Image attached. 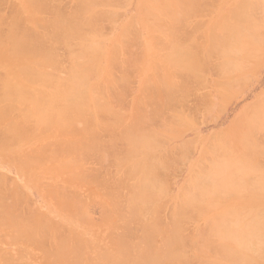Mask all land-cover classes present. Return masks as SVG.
Returning a JSON list of instances; mask_svg holds the SVG:
<instances>
[{
  "label": "rangeland",
  "instance_id": "rangeland-1",
  "mask_svg": "<svg viewBox=\"0 0 264 264\" xmlns=\"http://www.w3.org/2000/svg\"><path fill=\"white\" fill-rule=\"evenodd\" d=\"M262 18L264 0H0V264H222L241 230L244 264H264ZM230 131L243 133L235 149L251 169L217 175L228 187L200 200L195 146ZM216 160L231 161L226 150ZM145 165L162 170L155 199Z\"/></svg>",
  "mask_w": 264,
  "mask_h": 264
},
{
  "label": "bare ground",
  "instance_id": "bare-ground-1",
  "mask_svg": "<svg viewBox=\"0 0 264 264\" xmlns=\"http://www.w3.org/2000/svg\"><path fill=\"white\" fill-rule=\"evenodd\" d=\"M182 1V0H181ZM57 2V1H56ZM246 2V1H245ZM244 2V3H245ZM54 4V3H53ZM57 4V3H56ZM59 5V4H58ZM244 5V4H243ZM242 5V6H243ZM79 6V5H78ZM245 6V5H244ZM66 7V6H65ZM185 7V6H184ZM64 8V7H63ZM186 8V7H185ZM54 10H56L55 8H53ZM57 9H59V8H57ZM66 9V8H65ZM241 9V8H240ZM243 9V8H242ZM40 10V9H39ZM45 10V9H44ZM50 10V9H49ZM78 11V10H77ZM61 12H63V11H61ZM65 12V11H64ZM244 13V12H243ZM246 14V13H245ZM102 16V15H101ZM245 16V15H244ZM97 17V16H96ZM103 17H104V15H103ZM102 17V18H103ZM81 18V17H80ZM101 18V19H102ZM245 18V17H244ZM98 19V18H97ZM96 19V21H98ZM248 19V18H247ZM247 19H246V21H247ZM250 19V18H249ZM248 19V20H249ZM243 20V19H242ZM251 20V19H250ZM250 20H249V24H251L252 23V21L250 22ZM262 20H264L263 18H262ZM17 21V20H16ZM96 21H95V23H96ZM101 21V20H100ZM103 21V20H102ZM262 22H264V21H262ZM51 23H52V21H51ZM58 23V22H57ZM241 23V22H240ZM245 23V22H244ZM248 23V22H247ZM8 24V23H7ZM50 24V23H49ZM61 24V23H60ZM67 24V23H66ZM248 24V25H249ZM253 24V23H252ZM255 24V23H254ZM256 24H258V23H256ZM69 25V24H68ZM72 25H74V24H72ZM94 26H95V24H93ZM92 25V26H93ZM54 26V25H53ZM75 27V26H74ZM81 27H82V25H81ZM241 27V26H240ZM243 27V26H242ZM249 27H252V25L251 26H249ZM238 28V27H237ZM244 28V27H243ZM243 28H241L242 30H243ZM245 28H246V26H245ZM3 29V28H2ZM68 29V28H67ZM252 29L254 30V28L252 27ZM256 29V28H255ZM52 30V29H51ZM246 30V29H245ZM248 30V29H247ZM250 30V29H249ZM257 31H255V32H258V28L256 29ZM260 31H261V29H259ZM54 31V30H53ZM67 31H69V30H67ZM252 31V30H251ZM65 32V31H64ZM250 32V31H249ZM248 32V33H249ZM253 32V31H252ZM47 33H49V31L47 32ZM56 33H57V31H56ZM188 33V32H187ZM261 33V32H260ZM53 34V33H52ZM259 34V33H258ZM263 34V33H262ZM262 34H260V36L262 35ZM254 35H255V33H254ZM10 36V35H9ZM54 36V35H53ZM190 36V35H189ZM245 36V35H244ZM247 36V38H248V35H246ZM250 36H253V34L251 35L250 34ZM249 36V37H250ZM15 37V36H14ZM51 37H52V35H51ZM56 37V36H55ZM17 38H18V36H17ZM242 38V37H241ZM246 38V37H245ZM258 38H260V37H258ZM257 37L255 38V39H258ZM23 39V38H22ZM244 39V38H243ZM249 39V38H248ZM254 39V37H252V40ZM15 40V38L13 39V41ZM210 40V39H209ZM260 42L261 41H263V40H261V38L260 39H258ZM256 41V43L257 42H259V41ZM12 41V40H11ZM255 41V40H254ZM9 42V41H8ZM262 43V42H261ZM19 44V43H18ZM17 44V45H18ZM26 44V43H25ZM201 44V43H200ZM38 46V45H37ZM52 46H53V44H52ZM188 46H190V45H188ZM204 46V45H203ZM191 47V46H190ZM189 47V48H190ZM196 47H197V45H196ZM19 48V47H18ZM46 48H48V47H46ZM188 48V49H189ZM17 49V48H16ZM200 50V49H199ZM52 51V50H51ZM50 51V52H51ZM19 52V51H18ZM21 52V51H20ZM37 52V51H36ZM47 52V51H46ZM53 52V51H52ZM185 52V51H184ZM21 54V53H20ZM29 54V53H28ZM239 54H241L240 52H239ZM197 56V55H196ZM196 56H193V57H196ZM27 57H29V56H27ZM187 58V57H186ZM59 59V58H58ZM192 60V59H191ZM196 60V59H195ZM52 62H53V60H52ZM54 63H55V61H54ZM234 63V62H233ZM232 63V65H234ZM242 63H243V61H242ZM235 64H237V65H241V64H239V63H235ZM247 64V63H246ZM50 65V64H49ZM245 65V64H244ZM243 65V66H244ZM38 66H40V65H38ZM45 66V65H44ZM236 66V65H235ZM242 67V66H241ZM41 68V67H40ZM230 68H231V66H230ZM229 68V69H230ZM232 68H236L235 70L236 71H238V67H233L232 66ZM238 68V69H237ZM241 69V68H240ZM231 70V69H230ZM232 71V70H231ZM46 74H44V76H45ZM50 77L52 76V75H49ZM47 77V76H46ZM53 77V76H52ZM49 78V77H48ZM47 79V78H46ZM45 79V80H46ZM234 81V80H233ZM47 82H48V80H47ZM231 82H232V80H231ZM230 82V83H231ZM223 83H225V82H223ZM229 83V84H230ZM233 83V82H232ZM231 83V84H232ZM230 84V85H231ZM227 85H228V82H227ZM19 88H21V85H20V87ZM23 89V88H22ZM19 91V90H18ZM21 91V90H20ZM19 91V92H20ZM26 91V90H25ZM18 92V93H19ZM24 92V91H23ZM32 93V92H31ZM20 94H22V91L20 92ZM24 94V93H23ZM27 94H30V93H27ZM14 97V96H13ZM16 98H18V97H16ZM24 98V97H23ZM25 98H27V96L25 97ZM16 100V99H15ZM22 100H24V99H22ZM252 108V107H251ZM253 110V109H252ZM62 111H63V109H62ZM137 111V110H136ZM155 111H156V109H155ZM64 112V111H63ZM58 113H62L61 111L60 112H58ZM58 113H56V114H58ZM68 113V112H67ZM138 113V112H137ZM154 113V112H153ZM156 113L158 114V111H156ZM250 113V112H249ZM259 113V112H258ZM55 114V115H56ZM66 114V113H65ZM148 114V113H147ZM152 114V113H151ZM54 115V116H55ZM63 115H64V113H63ZM63 115L61 114V116L58 114L56 117H62V118H64V120H65V117H63ZM160 115V114H159ZM260 115V114H259ZM148 116V115H147ZM156 116V115H155ZM158 116V115H157ZM256 116V115H255ZM133 117H134V115H133ZM145 119H143L142 118V120H144L143 122H145V121H147L148 119H149V117L150 116H148L147 117V119H146V116H143ZM159 117V116H158ZM157 117V118H158ZM251 117V116H250ZM60 119V120H63V119ZM68 118V117H67ZM136 118H138V116L136 115ZM136 118H134V120H136ZM155 118V117H154ZM153 118V119H154ZM152 119V120H153ZM260 119V118H259ZM157 120V119H156ZM149 121V120H148ZM259 121V120H258ZM258 121H256V122H258ZM49 122H51V121H49ZM132 122V121H131ZM155 122V121H154ZM181 122V121H180ZM260 122V121H259ZM21 123V122H20ZM136 123H137V121H136ZM140 122H138V124H136V125H141V124H139ZM146 123V122H145ZM152 123L153 122H151V125H152ZM55 124V123H54ZM257 124V123H256ZM12 125V124H11ZM130 125H131V123H130ZM149 125V124H148ZM155 125V124H154ZM153 125V126H154ZM157 125V124H156ZM132 126V125H131ZM133 126H135L134 125V123H133ZM132 126V127H133ZM256 126H258V125H256ZM49 127V126H48ZM157 127V126H156ZM246 127V126H245ZM253 127V126H252ZM15 128L17 129V126H15ZM18 128H19V126H18ZM136 129H138V128H136ZM17 130H19V129H17ZM62 130V129H61ZM192 130V129H191ZM234 130H235V128H234ZM245 130H247V129H245ZM195 131V130H194ZM200 131H202V130H200ZM234 131H230V132H227V133H224L223 134V136H218V135H216V136H214L213 137V143H208L210 140H202L201 142H199L200 143V145L198 146V144L195 146L196 148V150L197 151H199L200 150V159H201V162L202 163H199V164H203V162L206 164V166L205 167H203V168H201L198 164L196 165V166H194L195 168L194 169H196V170H198V172H199V174H198V176L195 178V181H194V186H195V192H197L198 193V197H199V199L200 200H202V199H204V200H206L207 198H208V196L210 197V195L212 194V193H209L211 190L210 189H212L213 191V194L214 195H216V193H218L219 192V190H220V188L222 189V188H224V187H228V185H227V183L228 182H230L231 180L229 179V181L226 183L225 182V180H224V177L222 178L223 180H221V178H219L221 175L222 176H225V177H229V178H234V180H235V178H236V181H237V179H238V177L240 176V174H243V173H245L243 170H244V168H245V170H247V168L246 167H244V166H242L243 164L239 161V157H238V155H237V153L239 152V150H236L235 149V147H237V144H239L240 143V141H242V138L244 139V137H243V133H238L237 131H236V133H233ZM264 134V133H263ZM190 134H186V136H189ZM184 135H182V137H183ZM227 136V137H226ZM230 137V138H229ZM261 137V136H260ZM181 138V137H180ZM224 138L226 139H228L229 138V140L227 141V147H225V143H224ZM172 140V139H171ZM145 141V140H144ZM261 141V140H260ZM262 141H263V139H262ZM147 142V141H146ZM96 143V142H95ZM193 143H194V141H186L185 142V144L183 145L182 144V148H186V147H190V145L192 146L193 145ZM262 143V142H261ZM249 144H251V146L254 144V143H252V141H251V143L249 142ZM248 144V145H249ZM259 144H260V142H259ZM68 145V144H67ZM262 145V144H261ZM260 145V146H261ZM64 146V145H63ZM66 146V145H65ZM70 146V145H69ZM255 146V149H259L258 147H260V146H257V145H254ZM257 146V147H256ZM263 146H264V144H263ZM262 146V147H263ZM245 148H247V146L245 147ZM251 147H250V145H249V150H251V154H252V149H250ZM262 149V148H261ZM260 149V150H261ZM177 150H179L178 148H177ZM181 151L183 150V149H180ZM188 150V149H187ZM222 150H226V154H227V157L231 160L230 161V163H228V164H226V165H223V164H218L219 162H217V160H216V154H217V152L218 151H222ZM259 150V151H260ZM67 151H68V149H67ZM69 151H71V150H69ZM68 151V152H69ZM191 151V150H190ZM253 151H254V147H253ZM71 152H73V151H71ZM257 152H258V150H257ZM65 153V152H64ZM106 153V152H105ZM104 153V154H105ZM176 153V152H175ZM246 153V152H245ZM249 153V152H248ZM247 153V154H248ZM261 153V152H260ZM263 153V152H262ZM67 154V153H66ZM69 154H71V153H69ZM68 154V155H69ZM107 154V153H106ZM172 154V153H171ZM258 154V153H257ZM246 155V154H245ZM255 155H256V153H255ZM220 156V155H219ZM252 156V155H251ZM259 157H261L260 156V154L258 155ZM263 156H264V154H263ZM151 157V156H150ZM170 157V156H169ZM174 157V156H173ZM221 158H222V156H220ZM241 158V157H240ZM218 159V158H217ZM257 159H258V157L256 158V163H259L260 161L258 160L257 161ZM173 160H174V158H173ZM220 160V159H219ZM223 160V159H222ZM164 161V160H163ZM256 163H253L252 164V166H258V164H256ZM148 164V163H147ZM152 164V163H151ZM150 164V165H151ZM149 165V164H148ZM148 165H145L144 167H145V171H144V174H143V178L141 179V187L143 188V189H147V192H152L151 191V189H157V186H159V185H161V184H159V181L158 180H160L158 177H159V173L160 172H162V170L161 169H159V170H157L158 172L155 174L154 172H153V169L152 168H150ZM153 165V164H152ZM159 165V164H158ZM158 165H157V167H158ZM204 165V164H203ZM165 166V165H164ZM245 166H247V165H245ZM255 166V167H256ZM152 167V166H151ZM155 167V166H154ZM244 167V168H243ZM160 168H162V167H160ZM163 168H165V167H163ZM261 168V167H260ZM248 169H251V166H250V168H248ZM262 169L263 168H261V170L260 171H262ZM103 170V169H102ZM255 170V169H254ZM264 170V169H263ZM100 171V170H99ZM243 172V173H242ZM258 172V171H257ZM264 172V171H263ZM103 173V172H102ZM197 173V172H196ZM251 173H252V171H251ZM262 173V172H261ZM82 174H84V173H82ZM101 175V174H100ZM104 175V174H103ZM158 175V176H157ZM217 175H220L219 177L217 176ZM109 176V175H108ZM194 176V175H193ZM192 176V177H193ZM103 177V176H102ZM216 177H218V178H216ZM244 177V176H243ZM258 178H259V176H258ZM92 179V178H91ZM94 179V178H93ZM192 179H194V177L192 178ZM226 179V178H225ZM101 180H102V178H101ZM233 180V181H234ZM260 180H262V179H260ZM105 181V180H104ZM103 181V182H104ZM236 181H235V185H236ZM95 182V181H94ZM188 182H189V180H188ZM239 182V181H238ZM233 183V185H234V182H232ZM259 185H258V184ZM257 183H255V185L254 186H256L257 185V187L259 186H261V189L264 191V189H263V184H264V181L263 182H257ZM159 184V185H158ZM262 184V185H261ZM104 185V184H103ZM117 185V184H116ZM186 185V184H185ZM226 185V186H225ZM234 185V186H235ZM163 186V185H162ZM224 186V187H223ZM229 186H230V184H229ZM237 186V185H236ZM238 186H240V185H238ZM242 187V186H241ZM162 189V187H160L159 186V188H158V190L159 189ZM231 188H232V186H231ZM240 188V187H239ZM186 189H187V187H186ZM218 189V192H215L214 193V190L216 191ZM241 189V188H240ZM261 189L259 190V188H257V190L259 191L258 193H260V191H261ZM149 190V191H148ZM188 190V189H187ZM190 190H191V188H190ZM237 190V189H236ZM255 190H256V188H255ZM238 191V190H237ZM237 191H235V192H237ZM262 191V192H263ZM147 192H145V194L143 193L142 195H140V196H142V200H144L145 199V201H146V197H147V199H148V194H149V196L151 197L152 196V194L153 193H155V194H159V193H156V191L155 192H152L151 194L150 193H148L147 195H146V193ZM187 192H189L190 193V191H187ZM155 194H153V195H155ZM206 194H208V195H206ZM219 194V193H218ZM224 194V193H223ZM107 195H109V194H107ZM214 195H212V196H214ZM260 195H262L263 196V194H260ZM259 195V196H260ZM191 196H192V194H191ZM191 196L189 197V199L191 198ZM225 196V195H224ZM154 197V196H153ZM153 197H151L152 199H155V198H153ZM180 197V196H179ZM198 197H196V199L198 198ZM203 197V198H202ZM139 197H137L136 199H138ZM139 198V199H140ZM202 198V199H201ZM211 198V197H210ZM209 198V199H210ZM216 200H218L217 198H215ZM221 199V198H220ZM259 199H260V197H259ZM69 200V199H68ZM180 200V199H179ZM193 200V199H192ZM198 200V199H197ZM70 201V200H69ZM148 201V200H147ZM146 201V202H147ZM150 201V200H149ZM148 201V203H150ZM199 201V200H198ZM229 203H232V204H230V206H234V207H237V205H239L240 204V202H239V199L237 198V197H232L231 199H228L227 200ZM208 202V201H207ZM206 202V203H207ZM193 203V202H192ZM197 203V202H196ZM199 203V202H198ZM205 203V202H204ZM209 203V202H208ZM257 203H258V201H257ZM261 203H263V201L261 202ZM185 204H186V202H185ZM72 205V204H71ZM189 205H190V207H189ZM189 205H187V207L185 208V210H188V208H191V204H189ZM195 206L197 205V204H194ZM194 205H192V207H194ZM178 206V205H177ZM200 206V205H199ZM214 206V205H213ZM179 207V206H178ZM198 207V206H197ZM211 207V206H210ZM259 207H261V205H259L258 206V209H259ZM196 208V207H195ZM201 208V207H200ZM193 210H194V208H192ZM202 209H203V207H202ZM184 210V211H185ZM191 210V209H190ZM199 210V209H198ZM238 210V209H237ZM257 210V209H256ZM264 210V209H263ZM151 211H153V210H151ZM154 211L156 212V210L154 209ZM197 211V210H196ZM208 211V210H207ZM207 211H205L206 212V214H207ZM146 212V211H145ZM197 212H199V211H197ZM231 212H233V211H231ZM182 213L183 212H181V215L179 214L178 216H181L180 218H184V217H182ZM229 213V212H228ZM153 214V213H152ZM152 214H151V217H153L152 216ZM155 214H158V212L157 213H155ZM185 215H186V212L184 213ZM200 214V213H199ZM238 214V213H237ZM246 215H248V214H246ZM157 216H159V215H156L155 217H157ZM186 216H188V215H186ZM198 216V215H197ZM231 216V213H230V215L229 216H227L228 218ZM233 216V219H234V215H232ZM236 217V216H235ZM242 217H244V216H242ZM158 218V217H157ZM155 218L156 220H160V218ZM237 218V217H236ZM238 219V218H237ZM263 219V218H262ZM175 220H177V222H179L180 221V219H175ZM174 220V221H175ZM179 220V221H178ZM181 220H183L184 222H185V220L184 219H181ZM251 221H253V220H251ZM262 222L264 221V220H261ZM261 221H259V223L261 222ZM160 222V221H159ZM171 222V221H170ZM169 222V224H170V226H172L171 225V223ZM223 222V221H222ZM261 222V223H262ZM174 224H175V222H173ZM180 223V222H179ZM207 223H211L210 221H208ZM216 223V222H215ZM219 223H221V222H219ZM218 223V224H219ZM237 223V222H236ZM252 223V222H251ZM260 223V224H261ZM152 224L154 225V224H156L155 222H152ZM253 224V223H252ZM251 224V225H252ZM263 224V223H262ZM142 225V224H141ZM158 225L159 224H157V227H158ZM176 225H178V223L176 224ZM225 225V227L224 228H229V224L227 225L228 227H226V224H224ZM231 225V224H230ZM233 225H235V224H233ZM232 225V226H233ZM162 226V225H161ZM164 226V225H163ZM180 226V225H179ZM183 226V225H182ZM182 226H180V228H181V230H182ZM202 226V225H201ZM212 226H213V224H212ZM211 226V227H212ZM220 226V225H219ZM249 226H250V224H249ZM254 227H255V225H253ZM263 226V228H264V225H262ZM154 227H156V226H153V229H155ZM166 227V226H165ZM223 227V226H222ZM159 228L161 229V227L159 226ZM158 228V229H159ZM169 227H168V225H167V229H168ZM214 228V227H213ZM233 228V227H232ZM234 228H235V226H234ZM258 228H259V226H258ZM257 228V229H258ZM261 228V227H260ZM259 228V229H260ZM263 228H261L262 230H263V232L261 231V232H259V233H257L255 236L259 239V240H262L263 238H264V229ZM158 229L156 228V230L158 231ZM200 229H202V227L200 228ZM205 229V228H204ZM211 229V228H210ZM258 229V230H259ZM260 229V230H261ZM163 230V229H162ZM249 230H251V229H249ZM248 230V231H249ZM256 230V229H255ZM160 231V230H159ZM168 231H170V229L168 230ZM172 231H174L173 233H171ZM170 233L168 232V233H165V231H164V235L165 236H168L167 238H169V237H171L172 239V243H175V240L173 241V237H175L176 239H177V237H176V234L177 233H175V229H173ZM180 231V230H179ZM197 231V230H196ZM200 231V230H199ZM203 231V230H202ZM219 231V230H218ZM221 231H222V229H221ZM242 231V230H241ZM241 231H240V233H241ZM246 231V230H245ZM156 232V231H155ZM161 232V231H160ZM182 232V231H181ZM258 232V231H257ZM157 233H159V232H157ZM156 233V234H157ZM216 233H217V231H216ZM226 233V232H225ZM240 233H238L237 232V234H239V235H237V236H241V234ZM244 233V232H243ZM143 234V233H142ZM161 234V233H160ZM162 234H163V231H162ZM161 234V235H162ZM164 235H163V238H164ZM178 235V234H177ZM196 235V234H195ZM218 235H220L219 233H218ZM225 235H229V234H225ZM143 236V235H142ZM153 235L151 234V237H152ZM237 236H236V238H234V239H236V240H234L235 241V244L238 246H236V245H233V249H235V251L232 249V252H229L230 250H231V248H226L227 250H225L226 252H224V256H222V259H224L223 261H221V263L222 264H244L246 261H247V255L244 253V251L246 250V248H244L246 245H245V243H246V241L245 242H243V240H239V239H241L240 237H238L237 238ZM141 237V236H140ZM147 237L150 239V236H148L147 235ZM225 237V236H224ZM157 238V237H156ZM198 238V237H197ZM219 238H222L221 236H219ZM162 239V238H161ZM180 239V236H179V238H178V240ZM223 239V238H222ZM140 240H142V239H140ZM143 240H145L144 239V237H143ZM163 240V239H162ZM177 240V241H178ZM181 240V239H180ZM194 240H195V242H196V239L194 238ZM225 240V239H224ZM238 240H239V242H238ZM249 240L250 239H248L247 240V245H249ZM253 240V239H252ZM176 241V242H177ZM226 241V240H225ZM232 241V240H231ZM233 241V242H234ZM254 241V240H253ZM143 242V241H142ZM159 242V241H158ZM161 242V241H160ZM159 242V243H160ZM163 242V241H162ZM210 242V241H209ZM242 242V243H241ZM62 243V242H61ZM157 243V240H156V242H155V244ZM167 243L169 244V241H167ZM167 243H165V244H167ZM172 243H171V245H172ZM178 243V242H177ZM200 242H199V240H198V242H197V244H199ZM207 243H208V241H207ZM254 243V242H253ZM252 242H251V247L250 248H248V249H253L252 247L253 246H255V248H257L256 247V245H258L259 246V244H256L257 242L255 241V245L253 244ZM263 242L261 241V246H259V247H263L264 245L262 244ZM141 244H143V243H140L139 244V246H141ZM145 244V243H144ZM149 244H151L150 242H149ZM148 244V245H149ZM164 244V243H163ZM168 244H167V246H168ZM181 244H183L182 242L180 243V247H177V245H176V247H174L173 249L171 248L170 249V247H169V250H167L166 248V250L168 251V252H166V254L168 255V253H170V255H172V254H174V256L172 257V258H175V260H177V259H179L178 257H177V259H176V255L175 254H177V253H179V251L180 252H182V246H181ZM192 244L194 245V242H192ZM196 244V245H197ZM242 244H244V245H242ZM117 245V244H116ZM204 245V244H203ZM202 244H201V247L203 246ZM208 245H209V243H208ZM253 245V246H252ZM150 246V245H149ZM161 246V245H160ZM195 246V245H194ZM199 246V245H198ZM197 246V247H198ZM205 246V245H204ZM244 246V247H243ZM74 247V246H73ZM77 247H78V245H77ZM120 247V246H119ZM152 247H153V245H152ZM151 247V248H152ZM165 247H166V245H165ZM247 247V246H246ZM79 248H80V246H79ZM134 248H135V246H134ZM138 248V247H137ZM144 248H146L148 251H149V249L148 248H150V247H144ZM144 248H142L143 250H144ZM73 249V248H72ZM153 249H154V247H153ZM159 249H162L161 247H159L158 248V250ZM178 249H180L179 251H178ZM238 249H239V253L237 252L238 251ZM241 249V250H240ZM257 249H259V248H257ZM131 249H129V251H130ZM138 250V249H137ZM147 250H146V252L144 253V251H143V253H144V255L143 256H145V254L147 253ZM244 250V251H243ZM132 251V250H131ZM150 251H152V249H150ZM165 251V250H164ZM163 251V252H164ZM116 252H117V250H116ZM118 252H119V250H118ZM157 252V251H156ZM163 252H160L159 254L161 255ZM260 252H263L262 250L260 251ZM121 253V252H120ZM123 253V252H122ZM143 253H141V254H143ZM148 253H150V252H148ZM154 252H152L151 254H153ZM151 254H149V256H151L152 257V255ZM59 255H62V254H59ZM76 255V254H75ZM136 255V254H135ZM160 255H158V256H160ZM166 255V256H167ZM170 255H168V257L170 256ZM178 255V254H177ZM134 256V255H133ZM142 256V255H141ZM147 256V255H146ZM78 257H79V255H78ZM184 257V256H183ZM182 257V258H183ZM147 258H148V256H147ZM170 258V257H169ZM172 258H170L171 260H172ZM185 258V257H184ZM64 259V258H63ZM83 259V258H82ZM88 259H89V256H88ZM114 259V258H113ZM168 259V258H167ZM90 260V259H89ZM103 261L105 260L104 258L102 259ZM126 260V259H125ZM164 260V259H163ZM174 260V259H173ZM59 261H61V260H59ZM68 261V260H67ZM80 261V260H79ZM108 261V260H107ZM114 261V260H113ZM131 262H132V260H130ZM157 261H159V260H157ZM170 261V260H169ZM216 261L217 260H214L213 261V263H216ZM174 261H172V263H173ZM79 263V262H78ZM108 263V262H107ZM129 263V262H128ZM136 263V262H135ZM139 263V262H138ZM176 263V262H175ZM174 263V264H175ZM80 264H82V260L80 261ZM100 264V263H99ZM118 264V263H117ZM130 264V263H129ZM153 264V263H152Z\"/></svg>",
  "mask_w": 264,
  "mask_h": 264
},
{
  "label": "crops",
  "instance_id": "crops-1",
  "mask_svg": "<svg viewBox=\"0 0 264 264\" xmlns=\"http://www.w3.org/2000/svg\"><path fill=\"white\" fill-rule=\"evenodd\" d=\"M31 212H32V207H31Z\"/></svg>",
  "mask_w": 264,
  "mask_h": 264
}]
</instances>
